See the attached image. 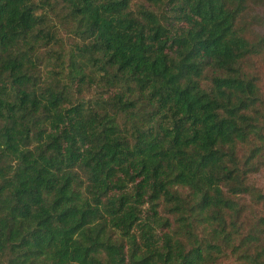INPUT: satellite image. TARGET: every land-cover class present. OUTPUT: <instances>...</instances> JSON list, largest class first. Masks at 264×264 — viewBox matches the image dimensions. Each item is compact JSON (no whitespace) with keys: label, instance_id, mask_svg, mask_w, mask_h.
<instances>
[{"label":"trees","instance_id":"1","mask_svg":"<svg viewBox=\"0 0 264 264\" xmlns=\"http://www.w3.org/2000/svg\"><path fill=\"white\" fill-rule=\"evenodd\" d=\"M263 5L0 0V264H264Z\"/></svg>","mask_w":264,"mask_h":264},{"label":"rangeland","instance_id":"2","mask_svg":"<svg viewBox=\"0 0 264 264\" xmlns=\"http://www.w3.org/2000/svg\"><path fill=\"white\" fill-rule=\"evenodd\" d=\"M256 11L264 16V5L263 7L258 8ZM59 34H60V39H59L60 41H59V45L57 46V49L59 51H62L64 55H66L69 51L76 49V46L79 43H81L80 39H78L72 32V29L66 25H60ZM254 65L255 66L258 65V70L261 73V76L264 77V57L260 56L257 59V61L254 63ZM220 264H232V260H225Z\"/></svg>","mask_w":264,"mask_h":264}]
</instances>
